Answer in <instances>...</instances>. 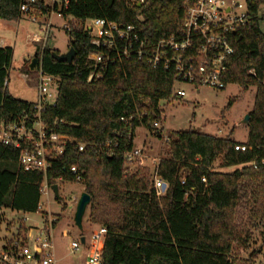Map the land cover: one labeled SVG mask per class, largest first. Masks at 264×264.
Segmentation results:
<instances>
[{
  "label": "trees",
  "instance_id": "1",
  "mask_svg": "<svg viewBox=\"0 0 264 264\" xmlns=\"http://www.w3.org/2000/svg\"><path fill=\"white\" fill-rule=\"evenodd\" d=\"M187 2L147 0L138 7L126 0H114L112 5L107 0H72L60 11L71 27L66 33L75 59L72 64L60 63L47 47L35 57L46 74L59 79L56 105L46 106L41 113L47 133L68 137L72 143L51 161L47 175L22 170L20 150L0 143V228L4 211H39L45 182L50 187L77 183L70 173L76 167L91 197V223L107 228L102 264H238L250 230L264 226V18L259 13L264 0H246L250 21L233 39L226 77L227 85H237L242 92L256 88L246 143L195 129L175 132L157 170L167 185L161 197L151 171L130 172L124 153L135 148L140 127L162 137L154 124L162 123L160 103L171 98L174 74L124 61L111 66L103 79L88 83L89 56L95 49L84 29L87 20L137 25L143 37L155 42L182 28ZM23 4L25 0H0V20H21ZM32 7L43 16L59 11L56 4L50 7L42 0ZM12 58L10 47H0V125L14 122L24 112L32 116L36 105L7 92ZM237 99H231L228 107ZM123 118L131 120V127ZM109 142L118 145L113 155L105 150ZM80 145L85 146L82 152ZM218 160L223 168H242L216 172ZM240 209L246 213L243 223H238ZM20 233H26V228L21 226ZM262 235L260 254L264 229Z\"/></svg>",
  "mask_w": 264,
  "mask_h": 264
},
{
  "label": "built area",
  "instance_id": "2",
  "mask_svg": "<svg viewBox=\"0 0 264 264\" xmlns=\"http://www.w3.org/2000/svg\"><path fill=\"white\" fill-rule=\"evenodd\" d=\"M72 0H54L58 12H52L65 19L60 13L67 9ZM132 6L141 7L147 0H126ZM39 0H25L21 6L24 17L32 18L37 22L38 11L32 6ZM37 14V15H36ZM40 14V13H39ZM66 20V19H65ZM142 21V17H138ZM88 21V20H87ZM84 24L85 31L90 35L91 45L95 51L90 54L92 61L88 83L104 78L108 69L120 62L136 61L152 68H161L172 72L175 82L171 98L166 103L183 100L187 93L178 85H188L199 93L200 88L207 87L222 91L228 86L226 77L228 64L234 54L233 39L239 31L246 27L250 21L247 3L241 5L235 0H188L182 28L169 35H163L155 42L143 37L137 25L109 21L107 19H93ZM52 25H47L46 38L51 34ZM71 29L68 21L64 30ZM33 43L41 44L43 39L35 35ZM39 76V99L34 107L33 115L24 112L12 123L0 125V143L7 147L20 150L19 167L25 172L38 171L47 175L51 168V161L61 156L64 148L72 140L55 133L48 134L47 127L41 118V113L46 106H55L59 79L46 74L42 65L36 72ZM28 76H25L27 79ZM161 104V103H160ZM126 126L131 127V120L123 118ZM30 123V126L27 123ZM154 130L162 136L160 123L154 124ZM117 144L109 142L105 150L109 155L114 154ZM85 146L80 145L79 151H84ZM245 151L244 147L237 148ZM146 154L141 148H134L124 153V162L127 168L144 166ZM160 160L153 162L154 189L161 197L166 189L164 181L157 175ZM76 176V182L82 183L83 178L76 167L70 169ZM206 183V179H202ZM53 193L52 187L46 182L42 188V196ZM49 205V202L47 203ZM43 205L39 206V210ZM0 210V214H1ZM23 225L27 220L22 221ZM57 223L56 218H46L45 227L39 230H30L21 235L17 230L16 236L7 238L1 243V264H58L55 253V244L52 229ZM36 231V232H35ZM63 236L68 237L65 232ZM107 236V228L101 227L81 239L72 241L70 251L72 254L80 252L82 247L87 251L86 264H102L103 250ZM82 238V237H81Z\"/></svg>",
  "mask_w": 264,
  "mask_h": 264
},
{
  "label": "rangeland",
  "instance_id": "3",
  "mask_svg": "<svg viewBox=\"0 0 264 264\" xmlns=\"http://www.w3.org/2000/svg\"><path fill=\"white\" fill-rule=\"evenodd\" d=\"M48 6H54V0H45ZM236 3L245 5L246 0H235ZM264 18V7L259 11ZM37 15V14H36ZM34 17H23L18 22L0 20V40H4L5 47L13 50V58L8 70L7 92L14 98L31 103H37L39 99V76L27 70L29 64L36 58L35 55L43 51L45 47L53 52L66 54L70 50L71 39L64 30L67 20L59 18L56 14L51 17L38 13L37 22ZM87 23L90 24L88 20ZM52 25L51 34L47 41V25ZM261 30L264 33V20L261 23ZM37 35L43 42L33 43L32 38ZM25 76H28L25 79ZM187 93V96L178 102H161L162 110V137L157 138L154 132L143 127L137 129L134 145L141 148L146 154L144 166H132L130 172L137 168H146L154 175L153 162L168 155L169 140L175 132L195 129L207 135L221 138H231L238 143H246L248 138V126L242 124L247 115L250 116L253 110L256 88H250L242 92L237 85H228L226 89L217 91L212 88L202 87L199 93L188 85H178ZM238 97L235 103L229 108L231 99ZM239 167L223 168L221 160H218L213 170L221 173H233ZM59 193L62 201L55 198L54 193L49 196L43 195L41 205L43 208L35 214L15 213L4 211V220L0 228L1 243L5 239L16 236L21 226L30 230H39L45 227L46 218H56L57 223L52 229V237L55 244V253L58 264H86L87 251L82 247L80 252L72 254L70 245L72 241H79L81 237L89 236L92 232L101 228L90 221V211L87 208L83 218V228L79 230L75 224V215L78 202L85 193L83 183L59 182ZM49 202V205L47 204ZM238 223L246 220V213L243 209L238 211ZM24 220H27L23 225ZM263 224L256 229L250 230L251 238L248 246L239 255L238 264H264V250H259L263 243ZM36 232V231H35ZM67 232L68 237L63 236ZM24 233H21L23 235Z\"/></svg>",
  "mask_w": 264,
  "mask_h": 264
},
{
  "label": "water",
  "instance_id": "4",
  "mask_svg": "<svg viewBox=\"0 0 264 264\" xmlns=\"http://www.w3.org/2000/svg\"><path fill=\"white\" fill-rule=\"evenodd\" d=\"M109 5H112L114 0H107ZM76 56V52L73 48H70L69 52L66 54H57L55 52L52 53V57L60 62V63H67V64H72L73 60L75 59ZM40 62L37 58H33V60L31 61V63L28 66V70L29 72L32 73H36L38 68H39ZM57 91H59V88L57 89ZM242 124L249 126L250 124V116L247 115L246 118L244 119V121L242 122ZM167 188V185L165 184L163 189L165 190ZM52 191L55 195V198L58 201H62V198L60 197V193H59V187L58 185H55L52 187ZM91 204V197L87 194V193H83L78 205H77V211H76V215H75V224L76 227L79 230H82L83 228V218L86 214L87 208L90 206ZM82 243H85V238L82 237L81 238Z\"/></svg>",
  "mask_w": 264,
  "mask_h": 264
},
{
  "label": "crops",
  "instance_id": "5",
  "mask_svg": "<svg viewBox=\"0 0 264 264\" xmlns=\"http://www.w3.org/2000/svg\"><path fill=\"white\" fill-rule=\"evenodd\" d=\"M42 1H44V3H45V5H47L46 4V2H45V0H42ZM48 6V5H47ZM51 7V6H50ZM6 45H5V42H4V40H0V47H5Z\"/></svg>",
  "mask_w": 264,
  "mask_h": 264
}]
</instances>
